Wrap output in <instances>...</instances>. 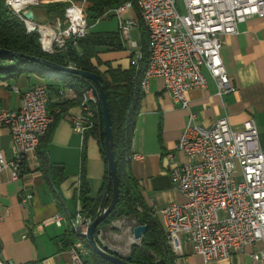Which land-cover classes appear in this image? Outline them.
Instances as JSON below:
<instances>
[{
	"label": "built area",
	"instance_id": "built-area-1",
	"mask_svg": "<svg viewBox=\"0 0 264 264\" xmlns=\"http://www.w3.org/2000/svg\"><path fill=\"white\" fill-rule=\"evenodd\" d=\"M55 1L67 4L62 18L50 24L22 15L24 9L40 5L41 0H4L24 23L26 32L38 34L43 52L80 53L78 40L90 28L84 14L85 0ZM179 1L181 9L177 5ZM132 6L136 7L147 32L149 55L140 81L142 92L148 90L151 79H161L173 102L188 108L186 92L191 88H206L205 72L214 80L217 95L235 91L220 54L222 39L237 33L239 24L248 19L264 16V0H123L107 7L99 19L116 18L121 44L133 55L129 63L137 66L142 53L131 39V30L139 24L136 18L125 15ZM58 93L63 95L62 90ZM68 95L78 99L81 108L80 114L70 117L72 130L79 134L93 130L96 126L93 105L97 101L91 90L86 88L77 94L71 89ZM48 102L46 86L34 85L22 93L17 109L0 112V126L9 131L14 154L12 159L4 160L0 151V170L8 168L12 178L25 170L28 155L36 152L40 139L55 121L56 113L48 109ZM175 149L185 160L174 162L173 152L167 153L166 159L172 161L168 174L185 201L160 210L171 251L181 253L185 240L204 261H210L226 258L262 240L264 151L258 143L254 120L247 119L240 128H235L226 117H221L211 126H203L196 121V114L189 112ZM29 198L24 193L19 197L20 202ZM61 220L62 215L57 214L49 221L60 224ZM92 220L93 217L84 216L80 210L70 219L71 229L78 235L67 248L71 264H95L87 261L88 249L83 242ZM251 257L255 264H264V248L253 252ZM0 264L16 263L0 259Z\"/></svg>",
	"mask_w": 264,
	"mask_h": 264
},
{
	"label": "crops",
	"instance_id": "crops-1",
	"mask_svg": "<svg viewBox=\"0 0 264 264\" xmlns=\"http://www.w3.org/2000/svg\"><path fill=\"white\" fill-rule=\"evenodd\" d=\"M30 8L34 20L39 23L55 24L56 18L63 16L47 13L41 4ZM125 15L134 17L131 11ZM94 31H117V24ZM138 35L141 39L142 30ZM135 42L140 47V41ZM220 54L235 87L234 92L217 95L214 80L205 72L206 88H191L186 92L188 108L173 102L158 78L150 80L148 90L143 92L140 100L131 137L129 171L137 182L145 206L162 229L160 210L171 203L185 201L170 180L168 172L172 161L168 162L166 154L173 152L174 162L185 160L175 145L189 112L195 113L196 121L203 126H211L218 118L226 117L233 127L240 128L242 122L252 118L258 143L264 151V16H254L239 24L237 33L224 36ZM97 57L101 63L97 65L94 59L92 62L103 72L107 66L129 68L133 55L125 49L101 48ZM40 84L45 85L49 93L48 109L57 116L47 138L46 153L49 162L63 167L64 178L58 191L64 204L59 208L39 169L37 152L28 155L27 166L17 178L11 177L8 168L0 170V259H10L16 264H71L65 235L72 230L70 219L81 208L77 193L81 171L84 170L89 197L95 198L106 165L94 130L85 134L72 130L70 117L80 114L81 108L78 99L69 97L71 88L60 86L55 91L34 72L0 80V112L17 109L22 93ZM59 90L63 95H59ZM0 151L4 160L14 157L9 131L3 126H0ZM135 154L140 157H134ZM21 193L30 195L27 202H20ZM57 214L62 215L60 224L50 222ZM102 232L105 230L101 229ZM131 240V244L140 241ZM263 248L264 238L226 258L204 261L193 251L191 244L183 240L181 253L175 254V264H255L251 254ZM86 259L93 262L89 251Z\"/></svg>",
	"mask_w": 264,
	"mask_h": 264
},
{
	"label": "trees",
	"instance_id": "trees-1",
	"mask_svg": "<svg viewBox=\"0 0 264 264\" xmlns=\"http://www.w3.org/2000/svg\"><path fill=\"white\" fill-rule=\"evenodd\" d=\"M79 1V0H77ZM123 0H85L84 14L90 28L88 33L78 40L80 53L76 50H69L64 54H47L40 48L38 34L27 33L24 23L10 10L4 0H0V48L12 52L13 55H0V80L15 78L21 73L34 72L43 77L49 87L58 90L60 86H65L80 94L91 83L89 80L76 74L65 73L47 68L41 64L31 62L24 56H38L50 60L56 64L67 66L69 64L83 70L94 72L99 76V81L103 86L107 107L110 117L112 152L117 165L118 175V198L110 213L100 221L97 229H105L106 225L115 218L128 216L142 219L148 225L146 232L141 236L138 244H131L129 254L130 262L133 264H175V254L171 251L164 230L158 221L152 216L145 206L143 198L138 190L136 180L129 171V161L131 155V137L135 125L136 116L139 112L140 100L143 92L140 88V81L144 76L148 63L147 32L142 25L135 6L131 12L137 19L142 36L140 39V49L142 57L137 66L130 65L127 69L111 68L101 72L92 60L99 61L97 54L99 49L123 50L118 31H94L91 27L96 23L104 10L116 5ZM63 3H49L44 6L47 13H60ZM63 13V11H62ZM96 113V126L94 133L99 138L100 151L106 165L105 176L101 187L95 198L89 197V187L81 171L78 186V198L80 201V211L84 216L95 217L97 210L107 207L112 193V183L107 171L105 147L102 141L101 120L99 116V105H94ZM57 117V116H56ZM55 117V119H56ZM53 125V124H52ZM40 139L37 146V157L39 169L57 199L58 206H63V199L58 187L63 177V167L48 161L46 153V142L52 127ZM137 207L142 210L139 211ZM78 235L69 230L65 235V245L67 248ZM89 251V255L95 264H113L98 256L90 247L87 240H83Z\"/></svg>",
	"mask_w": 264,
	"mask_h": 264
},
{
	"label": "water",
	"instance_id": "water-1",
	"mask_svg": "<svg viewBox=\"0 0 264 264\" xmlns=\"http://www.w3.org/2000/svg\"><path fill=\"white\" fill-rule=\"evenodd\" d=\"M22 15L27 19L34 20L33 11L30 7L24 9L22 11ZM0 55H13V54L12 52L6 49L0 48ZM24 57L31 62L41 64L47 68L65 73L76 74L91 82L87 86V89L91 90L92 95L96 98V101L99 105L98 109L101 120L100 128L102 132V141L105 147L108 176L110 177L112 183V193H111L109 205L107 207H103L101 211L95 215V217L89 224L87 228V233L85 235V239L87 240L92 250L101 258L108 260L113 264H133L130 262L131 259L130 254L122 256L118 250L111 248L105 243H103V240L101 238V229H97V226L100 223V221L103 220L115 206L119 192L117 165L112 152V141H111L112 134L110 127L109 111L107 107L105 94L103 91V86L99 81V76L94 72H89L72 65L62 66L38 56L25 55ZM147 228L148 225L146 223H143L142 219H139L137 224L132 228L133 240H140L141 236L146 232Z\"/></svg>",
	"mask_w": 264,
	"mask_h": 264
},
{
	"label": "rangeland",
	"instance_id": "rangeland-1",
	"mask_svg": "<svg viewBox=\"0 0 264 264\" xmlns=\"http://www.w3.org/2000/svg\"><path fill=\"white\" fill-rule=\"evenodd\" d=\"M41 7L44 9V6L49 3H63L60 8L62 9L60 13L57 15H62V11L64 10L67 2L62 1H55V0H41ZM178 7L181 9V1L178 2ZM117 24V20L114 16H108L102 18L98 23H96L95 29H100V27L107 26V27H115ZM142 29L138 26L134 27L131 30V39L134 41H140V36L138 35V31ZM219 214L221 215L222 212L220 211ZM137 224L136 219L128 217V216H121L119 218H115L110 223H108L105 227V232L101 233V238L103 243L108 245L111 248H114L119 251V253L124 256L129 254L131 239L132 237V228ZM138 242V240H135Z\"/></svg>",
	"mask_w": 264,
	"mask_h": 264
}]
</instances>
